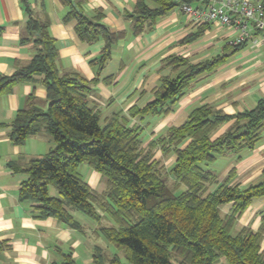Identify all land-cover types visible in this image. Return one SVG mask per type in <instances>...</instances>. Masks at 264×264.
<instances>
[{
	"label": "trees",
	"instance_id": "16d2710c",
	"mask_svg": "<svg viewBox=\"0 0 264 264\" xmlns=\"http://www.w3.org/2000/svg\"><path fill=\"white\" fill-rule=\"evenodd\" d=\"M19 1L27 17L26 37L20 42L32 43L36 51L11 76L0 75V96L11 93L17 84L40 77L48 104L42 111L31 103L30 96L27 107L17 111L8 125V137L13 146H20L43 130L54 143L45 155L24 166L9 164L13 173L27 176L19 185V202L31 205L34 218H54L75 231H82V226L74 212L99 224L96 235L121 252L126 263L95 246L92 264H264V208L258 212L256 230L237 226L252 202L264 197V171L259 182L240 186L230 185L234 168L221 181L207 169L219 157L235 154L239 159L241 151L254 149L264 128V97L254 108L233 115L212 105L195 107L181 125L167 128L143 147L144 124L129 126L119 113L100 123V113L89 100L96 79L87 81L78 74L59 72L56 41L49 34L47 19L35 16L29 0ZM59 1L67 9L64 21H76L74 31L81 42L104 41L100 55L90 62L98 74L124 33H112L102 23L100 12L83 14L79 1ZM261 3L264 6V0ZM175 6L174 0H137L133 11L126 14L132 34L151 29ZM211 26L197 25L179 43H193ZM2 32L0 27V36ZM246 42H226L220 54L196 64L176 54L166 57L158 71L167 73L152 90V100L130 108L129 117L142 123L148 117L174 112L190 83L214 72ZM228 122H232L230 128L212 138ZM156 151L174 155L169 169L154 158ZM81 164L104 179L101 193L80 176L77 169ZM49 187L57 197L49 193ZM229 204L230 210L222 215L221 207ZM62 264L75 262L66 255Z\"/></svg>",
	"mask_w": 264,
	"mask_h": 264
},
{
	"label": "crops",
	"instance_id": "0c3cea01",
	"mask_svg": "<svg viewBox=\"0 0 264 264\" xmlns=\"http://www.w3.org/2000/svg\"><path fill=\"white\" fill-rule=\"evenodd\" d=\"M74 1L80 2L81 11L87 16L100 12L102 23L112 33H124L112 46L110 58L98 74L96 66L90 62L98 58L104 41L81 42L74 31L76 21H64L67 9L59 0H29V3L35 16L48 21L49 34L56 41L59 72L78 74L87 81L96 79L89 100L100 113L101 124L112 114L119 113L129 121V126L144 124L150 128L147 144L167 128L181 125L195 107L212 105L226 115H233L254 108L264 97V43L258 42V34L253 32L242 50L229 57L214 72L190 83L174 112L163 117H148L142 123L131 119L130 108L150 102L152 90L158 85L160 77L166 75L167 71H158L163 59L176 54L188 58L193 64L199 63L220 54L223 45L234 37L235 32L212 25L198 40L181 45L179 42L194 32L197 25L191 23L178 6L158 19L151 29L133 35L126 14L133 11L137 0ZM26 20L19 0H0V27L3 28L0 36V75L11 76L18 68L27 65L35 54L36 47L32 43L20 42L26 37ZM39 79L36 77L32 83L17 84L11 93L0 96V125L3 124L0 126V264H62L66 255H70L75 264H92L95 246L108 250V245L95 233L99 224L79 222L82 231H75L54 218H34L31 205L18 200L19 185L27 176L13 173L9 164L24 166L31 159L42 157L54 146L43 130L20 146H13L8 137V125L17 111L27 107L30 96L36 108L42 111L47 108L46 90ZM231 125L232 122H228L218 127L212 138L223 134ZM161 156L162 153L156 151L154 158ZM166 157L171 167L174 155ZM228 166L235 169L230 185L246 186L261 180L264 171V128L262 138L254 149L241 151L239 159L229 158ZM82 178L94 191L101 193L104 190L102 187L101 191L98 190L102 184L100 175L89 168ZM230 208V204L222 206L221 214L228 213ZM263 208L264 197L253 201L239 219L238 228L250 226L256 230L260 223L258 212Z\"/></svg>",
	"mask_w": 264,
	"mask_h": 264
},
{
	"label": "built area",
	"instance_id": "2783aa9c",
	"mask_svg": "<svg viewBox=\"0 0 264 264\" xmlns=\"http://www.w3.org/2000/svg\"><path fill=\"white\" fill-rule=\"evenodd\" d=\"M180 11L196 25L210 23L235 32L233 45L258 32L264 43V6L261 0H174Z\"/></svg>",
	"mask_w": 264,
	"mask_h": 264
},
{
	"label": "rangeland",
	"instance_id": "374dc122",
	"mask_svg": "<svg viewBox=\"0 0 264 264\" xmlns=\"http://www.w3.org/2000/svg\"><path fill=\"white\" fill-rule=\"evenodd\" d=\"M150 131V128L148 129V126L144 128L143 132H142V139H143V147L146 146V142L148 140L149 137H147V135H149V132ZM147 137V138H146ZM236 155L235 154H227L226 156H223V157H219L216 161L215 164H210L207 166V169L210 170V171H213L214 174L218 177V179L221 181L223 180L225 177L224 175L227 173V170L231 169L232 167L228 166V163H229V158L233 159L235 158ZM156 160H159L166 169H169L168 167V164H169V160H168V157L166 156H161L159 159H156ZM223 167V168H222ZM88 169L87 166L85 164H81L78 166V173L82 176V177H85V170ZM101 178V177H100ZM101 182L102 184H100L98 190L101 191V187H102V190L105 189V181L103 178H101ZM167 185L169 187H171L172 185V179L171 178H168L167 180ZM185 188L184 187H181L180 190H184ZM49 193L54 196V197H57V192L55 191V189L53 187H49ZM74 215V218L76 221L80 222V223H84V224H89V225H92L93 224V221H91L90 219H88L87 217H85L83 214H80V213H77V212H74L73 213ZM104 224V223H103ZM106 224V223H105ZM103 240V239H102ZM105 243V241H103ZM109 253H112V254H116L118 255V257L120 258V260L123 262V263H126L124 257H123V254L121 252H118L114 246L112 245H108V250H107Z\"/></svg>",
	"mask_w": 264,
	"mask_h": 264
}]
</instances>
